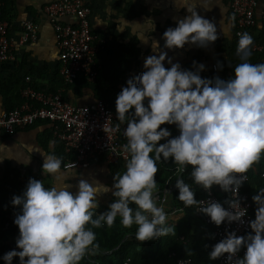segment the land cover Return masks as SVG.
Instances as JSON below:
<instances>
[{
    "label": "clouds",
    "instance_id": "1",
    "mask_svg": "<svg viewBox=\"0 0 264 264\" xmlns=\"http://www.w3.org/2000/svg\"><path fill=\"white\" fill-rule=\"evenodd\" d=\"M173 3L188 14L163 32V48L145 32L140 34L138 40L150 44L154 54L144 59V70L128 78L115 98L116 119L126 122L125 170L113 177L111 186L80 179L76 192L68 190L69 183L45 187L42 181L29 178L22 194L11 200L19 206L13 219L18 236L15 248L0 256L4 264H12L14 257L18 264H80L99 248L93 229L110 228L117 217L125 228L137 226L135 235L141 242L168 234L174 227L154 195L161 159L171 158L181 173L190 167L192 182L205 191L219 186L230 193L223 204L202 202L189 183L177 178L176 198L185 208L199 206L198 211L216 226L243 223L247 209L241 206L244 198L239 197V188L264 153V62L247 61L253 37L243 32L236 50L245 56L228 79L202 77L203 63L193 61L191 69L173 63L163 49H180L186 43L206 48L219 37L217 25L195 10L196 0ZM215 67L221 70L223 65L217 61ZM162 125H175L179 134L172 136ZM118 129L119 124L112 130ZM41 155L44 173L61 174L60 158ZM4 159L9 158H0ZM101 193H111L115 199L97 214ZM251 200L255 205L254 219L248 222L251 231L242 236L227 231L211 246L209 260L224 257L225 264H264V188ZM241 249L242 256L238 255Z\"/></svg>",
    "mask_w": 264,
    "mask_h": 264
},
{
    "label": "crops",
    "instance_id": "2",
    "mask_svg": "<svg viewBox=\"0 0 264 264\" xmlns=\"http://www.w3.org/2000/svg\"><path fill=\"white\" fill-rule=\"evenodd\" d=\"M53 1L56 0H0L3 19L8 24V35L14 42V61L0 64V80L13 87H21L26 86L25 79L29 78V84L35 90L50 93L49 90L56 88L65 101L75 106L88 105L97 101L94 95L95 88L101 97L115 105V98L124 87L125 79L134 76L137 72H142L144 59L154 54L150 44H144L138 40L140 34L145 32L149 38L158 41L159 46L163 48L164 41L161 38L163 32L168 27H175V20L182 19L188 14L184 8H177L173 0H88L92 10L91 31L103 43L96 59L97 87L88 85L82 88L81 93L76 94L74 87L64 88L61 84L56 86L60 68L58 52L52 27L43 13L44 6ZM196 2L198 3L195 6L197 13L217 25L218 39L206 48L186 43L180 49L163 50L167 52V57H170L173 63L178 62L185 69H191L193 61L203 63L205 70L201 72L202 77L219 76L222 79H228L232 73L229 68V47L235 39L236 31L228 3L226 0H196ZM255 9L256 14L264 10V0H257ZM25 21L33 22L38 26L37 40L35 43L20 46L17 44V39L22 30V23ZM63 22L73 24L75 19L67 17L63 19ZM261 23L258 22L256 29L250 33L253 38L257 37ZM217 61L221 62L223 68L213 72L211 67L216 65ZM165 67H169L167 58ZM5 103L6 98L0 92V116L6 112ZM55 131L56 125L46 121H39L31 127L17 130L12 135H5L0 131V158H9L0 160V210H19V206H13L11 200L13 196L22 194L29 178L42 181L45 187L69 183L71 187L68 190L71 192L77 191L76 185L80 179L95 180L107 186L113 184L115 175L111 165L102 159L91 161L89 166L82 170H64L62 166L66 162V154H62V145L55 138ZM41 153L54 154L61 159V174L49 175L42 171ZM29 159L30 162L27 163ZM260 167H264V153L250 168L253 173V179L248 184L251 195L257 192L258 185L255 177L259 174ZM174 184L172 181L167 191L155 190L154 195L158 205L160 198L164 196L165 202L162 206L167 213V222L175 225L183 217V213L171 208V195L176 189ZM113 199L115 197L111 193H101L96 213L106 211ZM199 218L196 216V221L193 223V229L197 231L201 227ZM17 236L18 233H11L0 238V247L15 243ZM140 242L127 235L122 244L129 243L130 246L127 249L139 250L140 247L136 245ZM110 253L97 251L94 255H86L84 260L88 264H98L96 257L108 256Z\"/></svg>",
    "mask_w": 264,
    "mask_h": 264
},
{
    "label": "built area",
    "instance_id": "3",
    "mask_svg": "<svg viewBox=\"0 0 264 264\" xmlns=\"http://www.w3.org/2000/svg\"><path fill=\"white\" fill-rule=\"evenodd\" d=\"M235 25V37L240 33L254 28L258 22H264V10L256 14L257 0H226ZM43 13L51 25L59 59V76L68 86L74 85L79 77L93 85L97 79V55L102 45V40L96 37L90 27L91 9L88 0H56L46 4ZM72 17L73 24L64 23L63 19ZM38 26L30 21L22 23V30L18 36L17 44L20 46L35 43L37 40ZM14 42L8 35V24L2 18V4L0 2V64L14 61ZM259 50L260 48H255ZM213 72L217 69L211 67ZM140 72H137L138 74ZM135 74V75H136ZM26 86L19 91L20 102L17 107L0 116V131L5 135H12L17 130L35 125L39 121H46L56 125L55 138L61 143L68 160L63 164L64 170H82L89 166L95 159H102L108 165H115L119 161L126 162L127 153L123 145L127 143L124 136L126 123L118 122L115 113L101 100L88 105L75 106L62 99L60 93L39 92L25 79ZM119 129L113 131L116 125ZM178 168L174 171L176 177ZM264 188V167L259 170ZM247 180L242 186L250 183L249 170L245 174ZM170 187V179L165 183L164 191ZM239 188L238 195L243 197L241 206L247 209L243 223H223L214 225L210 219L195 207V215L204 216L205 224L212 230L215 243L222 239L227 231H235L237 235H245L251 231L248 222L254 219L253 206L248 196ZM219 191V195L217 194ZM221 194V196H220ZM230 198V193H225L216 186L215 191H205L199 200H216L223 202ZM159 200V199H158ZM159 205L165 202L164 196L160 198ZM227 207V205H224ZM15 225V224H14ZM9 224L0 229V233L7 231ZM244 250L238 255H243ZM219 264H225L224 257L218 259ZM124 264H129L127 260ZM156 264H192L189 259L176 258L165 263Z\"/></svg>",
    "mask_w": 264,
    "mask_h": 264
},
{
    "label": "trees",
    "instance_id": "4",
    "mask_svg": "<svg viewBox=\"0 0 264 264\" xmlns=\"http://www.w3.org/2000/svg\"><path fill=\"white\" fill-rule=\"evenodd\" d=\"M90 9L91 6L88 3ZM92 11V10H91ZM3 18V13H2ZM258 25L250 30L245 32L251 33L256 29ZM93 33V32H92ZM237 41L238 38L235 37L232 44L229 47V68L232 72V68L235 67L238 63L243 62L241 57L245 56L244 53H237ZM255 48H260L259 50ZM98 57V55H97ZM246 59L249 63H261L264 62V22L261 23L259 33L256 38H253V44L251 46L250 55L246 56ZM126 80L123 83V86H126ZM96 82V81H95ZM18 84V83H17ZM63 86L64 88H75L76 94L81 93L82 88L90 85L86 82L83 77H79L74 85L68 86L65 85L59 76L57 78L56 86ZM94 87L97 83L93 84ZM24 86H12L7 82L0 80V92L3 93V96L6 98V112L13 110L19 104V91ZM48 92L55 94L58 93L56 88L49 90ZM120 92V91H119ZM94 95L96 100L103 101L111 110L115 112V105L108 99L101 97L100 93L97 91V88L94 89ZM63 99V98H62ZM64 100V99H63ZM16 101V103H14ZM112 110V111H113ZM120 122L119 120H117ZM126 123V122H124ZM162 127H167L171 135H178V130L175 125H162ZM163 142V141H161ZM62 154H64L63 148L61 146ZM152 155V154H150ZM66 161L67 156L65 155ZM125 163L123 161L117 162L115 165H111L112 172L116 176L118 173H122L125 170ZM158 171L156 173L155 179L157 182L156 190L163 192L165 188V183L170 179L175 183L177 178H182L186 183H189L195 192V198L199 200L203 196V188L199 185H196L192 182L190 178L191 168L188 167L184 172H179L176 177L173 176L174 171L178 168L177 165L173 164L171 158L167 162L161 159L157 162ZM263 168V167H260ZM250 178L253 179V173L249 169ZM255 181L258 185L257 191L262 186V181L259 177V174L255 177ZM216 186H213L211 190L215 191ZM243 194L248 196L250 203L253 206V212L255 211V205L251 200L253 194H250V186L245 185L241 187ZM178 190L175 189L172 193V203L171 208L174 210H180L183 213V217L173 225L172 231L168 234L161 236L156 240H148L146 243L140 242L136 247H140L139 250L127 249L130 244H122V241L125 236H132L136 238V225H132L130 228H125L121 223L120 219H116L112 227H101L99 229H93L96 232V242L99 244L98 252H111L110 255L96 257L98 264H124L129 260V264H156V263H165L172 260V255L176 258L189 259L192 264H219L217 260H209L208 252L211 250V246L215 244L214 238L212 236L211 227L205 224L204 216L200 217L201 222L200 229L194 230L193 223L196 221L195 216V205L189 208H185L183 202L179 201L177 196ZM219 195V193L217 192ZM221 196V194H220ZM135 207V205H130ZM19 212V210H0V229L3 228L6 224H9V229L0 233V238H3L5 235L11 233H18V228L13 223L14 216ZM137 239V238H136ZM135 247V249H136ZM15 248V243H8L0 247V256H3L7 251L13 250ZM113 261V262H112ZM0 264H4L3 260H0ZM12 264H18V258H13ZM80 264H88L84 259L80 261Z\"/></svg>",
    "mask_w": 264,
    "mask_h": 264
}]
</instances>
